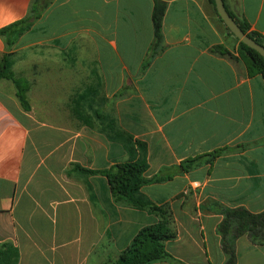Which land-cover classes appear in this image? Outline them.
<instances>
[{"label":"crops","instance_id":"obj_1","mask_svg":"<svg viewBox=\"0 0 264 264\" xmlns=\"http://www.w3.org/2000/svg\"><path fill=\"white\" fill-rule=\"evenodd\" d=\"M162 1L165 48L142 75L153 0H53L10 50L0 37V57L38 58L21 59L33 66L20 75L9 60L15 77L29 82V111L0 80V244L17 249L18 264H109L158 221L148 208L114 202L106 177L81 169L140 161L147 177L172 175L140 194L169 205L176 237L165 248L183 264L225 262L216 233L222 216L207 201L264 211L263 78L248 75L238 40L209 0ZM222 1L264 38V0ZM32 2L0 0V29L28 16ZM42 78L53 80L56 95L39 82L35 106L32 81ZM72 79L82 82L65 83ZM71 86L85 90L84 104H70L63 91ZM236 146L244 148L211 167L179 172L185 159ZM235 253L236 264H264V246L247 235L236 239Z\"/></svg>","mask_w":264,"mask_h":264},{"label":"trees","instance_id":"obj_2","mask_svg":"<svg viewBox=\"0 0 264 264\" xmlns=\"http://www.w3.org/2000/svg\"><path fill=\"white\" fill-rule=\"evenodd\" d=\"M52 1L33 0L28 16L0 29V37L4 38L7 50H10L19 38L30 30L33 23L38 20ZM209 2L215 9L214 0H209ZM165 10L166 2L153 0L151 14L153 39L141 64L139 75L144 74L153 59L165 48L162 35V21ZM229 15L235 20L244 34L264 47V38L261 35L249 31L245 23L237 20L231 14ZM226 30L228 31V29ZM211 51L217 52L220 55L228 54L222 46H215ZM237 53L240 60L244 63L248 75L259 74L264 81V59L256 51L239 41ZM11 56L12 53H5L0 57V80H7L13 84L15 96L20 106L24 111H29L30 106L27 99L29 82L24 78L15 77L9 62V57ZM243 148V146L220 148L185 159L178 166L179 172L187 173L204 165L211 167L219 156L232 151H240ZM81 171L86 174L105 176L109 183L114 202L127 200L131 206L135 208H148L158 217V221L155 224L140 229L133 237L129 246L118 255L115 261L109 264H152L156 262L183 264L174 259L165 248V243L174 240L176 237V232L171 228L172 215L169 205L167 203L159 206L155 205L140 194L142 187L166 182L172 179V175H167L164 170H161L158 174L147 177L145 176L146 165L140 161L117 163L105 171L98 172L86 169H81ZM206 208L222 216V220L216 227V233L220 237L221 249L225 256L224 264H236L235 241L243 235H247L253 245L264 246V211L253 214L245 208H228L212 200L207 201ZM0 264H18L17 249L9 244H0Z\"/></svg>","mask_w":264,"mask_h":264},{"label":"rangeland","instance_id":"obj_3","mask_svg":"<svg viewBox=\"0 0 264 264\" xmlns=\"http://www.w3.org/2000/svg\"><path fill=\"white\" fill-rule=\"evenodd\" d=\"M30 55H33V56H30ZM11 59V61L13 59L14 63L12 62V65L16 68L15 71L20 75L22 72H26L27 70V67H32L33 65H30V64H26V65H22L21 63V59H38L37 56H36V53H28L26 56L22 55V53H19V54H16L14 57H9V60ZM77 59H81V57L77 58ZM17 62V63H16ZM11 65V63H10ZM23 66V67H22ZM38 67L39 70H41L43 68L44 65H36ZM25 68V69H24ZM30 70V69H29ZM31 71V70H30ZM48 76V75H47ZM76 77L79 76V74L75 75ZM32 78V77H31ZM43 80H40V81H37V80H33L32 81V87H33V93L31 94V102L33 103V105L35 106H38V98H39V95H37V90H36V86L38 85V83H45L46 85V91H47V94H49L51 97H53V95H56V93L54 92V89L53 87H50L49 88V85L52 84L53 80L50 79V80H44V78H42ZM77 81L78 84H80V82H82V79L78 80V79H72V80H66L65 83H71L72 85H74V83ZM52 93V94H51ZM54 93V94H53ZM62 94V93H61ZM63 94H66V95H69V99L71 97V101L70 104L72 105H76V106H79V105H82L84 104L88 99L86 97V93H85V90L81 87V86H78V87H75V86H71V88L68 87V89L66 91H63ZM62 94V95H63ZM65 96V95H63ZM117 121V113H111V127L112 125H115ZM117 125V123H116ZM127 126H128V123H127Z\"/></svg>","mask_w":264,"mask_h":264},{"label":"water","instance_id":"obj_4","mask_svg":"<svg viewBox=\"0 0 264 264\" xmlns=\"http://www.w3.org/2000/svg\"><path fill=\"white\" fill-rule=\"evenodd\" d=\"M214 6L216 13L218 14L220 20L223 22L228 31L242 44L256 51L264 59V47L257 44L249 36L243 33L239 28L235 20L229 15L225 9L222 0H214Z\"/></svg>","mask_w":264,"mask_h":264}]
</instances>
